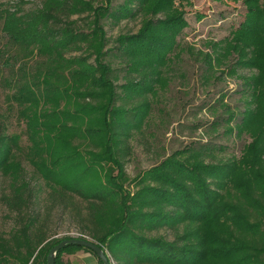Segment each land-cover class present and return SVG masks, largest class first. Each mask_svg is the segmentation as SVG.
<instances>
[{
  "label": "trees",
  "instance_id": "trees-1",
  "mask_svg": "<svg viewBox=\"0 0 264 264\" xmlns=\"http://www.w3.org/2000/svg\"><path fill=\"white\" fill-rule=\"evenodd\" d=\"M243 2L244 20L199 54L205 80L225 66L244 83L245 109L222 97L216 102L228 117L209 127L226 123V134L250 140L240 154L192 141L134 178L125 166L131 141L148 146L151 96L183 50L178 38L188 22L174 1L44 0L29 12H8L2 32L25 53L0 86H10L5 101L26 139L6 131L0 111V173L10 186L3 200L17 213L10 233H0V264H47L63 240L50 235L55 209L103 246L111 264H264V0ZM105 19L141 26L109 37ZM24 162L50 188L43 218L30 210L37 188ZM78 249L103 264L73 244L55 264Z\"/></svg>",
  "mask_w": 264,
  "mask_h": 264
},
{
  "label": "rangeland",
  "instance_id": "rangeland-1",
  "mask_svg": "<svg viewBox=\"0 0 264 264\" xmlns=\"http://www.w3.org/2000/svg\"><path fill=\"white\" fill-rule=\"evenodd\" d=\"M44 0H0V77L11 78L14 66L19 65L20 56L25 50L8 40L2 32L3 22L8 12H29L42 5ZM100 1V0H98ZM174 5L186 18L188 26L178 38L183 50L176 56L174 62L164 70L166 83L160 86L156 96H151L154 101L153 117L147 128L148 146L140 144L137 138L132 139L133 147L130 159H126V170L131 178L143 173L144 170L158 164L175 150L183 149L192 141H214L227 146L223 154H240L243 145L250 140L248 135L241 137L225 133L227 124L224 123L217 130L209 127L216 117H228L224 105L235 111H243L245 103L240 98L244 83L236 75L227 73L225 66L216 70V76L205 80V66L199 52H211V44L231 34V31L244 20L246 6L243 0H173ZM123 0H113V5L122 3ZM77 18V17H72ZM109 37H116L121 32H137L141 26L139 20H123L118 25H112L103 20ZM37 59L40 60L38 57ZM16 70V69H15ZM224 71V73H222ZM239 73L248 74V69H240ZM9 78V79H10ZM10 86H0V111L5 114V127L8 132H15L26 139L25 124L9 113L6 94L10 93ZM216 107V108H214ZM29 171L30 184L37 188V198L31 209L40 214V218L51 211L48 201L49 189L45 181L38 175L33 176L32 167L24 162ZM135 190V189H133ZM10 193L8 180L0 173V233L9 234L15 227L17 213L11 211L3 200L5 194ZM55 209L52 217L48 219L50 235L70 228L77 229L74 223L68 220V215H60ZM169 239L172 236H167ZM65 239V238H60ZM74 253V252H72ZM71 252L63 253V262H67ZM71 258V257H70ZM70 264H81L77 259ZM116 264V262H114Z\"/></svg>",
  "mask_w": 264,
  "mask_h": 264
},
{
  "label": "water",
  "instance_id": "water-1",
  "mask_svg": "<svg viewBox=\"0 0 264 264\" xmlns=\"http://www.w3.org/2000/svg\"><path fill=\"white\" fill-rule=\"evenodd\" d=\"M69 244L90 248L103 261V264H111L110 255L108 251L98 242L85 238H65L60 241L58 244H56L50 249L47 256V264H55L58 251Z\"/></svg>",
  "mask_w": 264,
  "mask_h": 264
},
{
  "label": "crops",
  "instance_id": "crops-1",
  "mask_svg": "<svg viewBox=\"0 0 264 264\" xmlns=\"http://www.w3.org/2000/svg\"><path fill=\"white\" fill-rule=\"evenodd\" d=\"M68 257L65 264H70L74 259H77L81 264H100L97 257L85 249H78L74 253L69 254Z\"/></svg>",
  "mask_w": 264,
  "mask_h": 264
},
{
  "label": "built area",
  "instance_id": "built-area-1",
  "mask_svg": "<svg viewBox=\"0 0 264 264\" xmlns=\"http://www.w3.org/2000/svg\"><path fill=\"white\" fill-rule=\"evenodd\" d=\"M56 238H85L92 240L88 235L79 232L77 229H68L65 231L58 232L55 236Z\"/></svg>",
  "mask_w": 264,
  "mask_h": 264
}]
</instances>
